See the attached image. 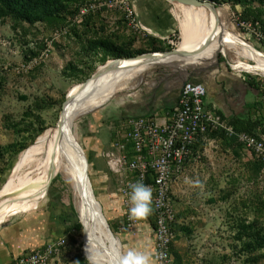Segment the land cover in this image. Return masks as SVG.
Listing matches in <instances>:
<instances>
[{
  "label": "rangeland",
  "instance_id": "obj_1",
  "mask_svg": "<svg viewBox=\"0 0 264 264\" xmlns=\"http://www.w3.org/2000/svg\"><path fill=\"white\" fill-rule=\"evenodd\" d=\"M40 1L47 8L56 7L53 16L36 22L0 18V264L54 244L50 264H94L90 245L102 264H117L103 233L91 222L87 228L83 225L84 173L63 154L55 155L44 170L45 136L60 122L70 95H79L98 69L112 61L171 53L181 44L186 27L190 46L197 44L198 34L208 42L206 48L198 44L204 48L202 57L187 63L137 65L113 75L66 132L74 148L77 142L84 153L94 195L122 254L138 249L156 264L154 234L144 229L154 227V214L129 218L134 180L125 168L118 174L110 169L106 154L120 143V123L136 117L130 113L140 97L151 113L164 88L178 92L185 81L211 80L221 68L245 77L254 88L255 105L248 117L258 123L264 141V86L257 84L264 82V71L224 32L264 55V25L243 18L247 11L264 12V0H127L137 26L129 24L123 11L81 19L80 6L94 0ZM208 11L213 24L204 18ZM123 55L132 57L119 58ZM126 73L135 74L134 80L118 90L119 78ZM111 127L112 145L101 158L90 156L87 138ZM172 192L173 264H264V162L251 151L226 136L210 135L193 147ZM30 210L34 211L25 213ZM109 239L119 253L116 240Z\"/></svg>",
  "mask_w": 264,
  "mask_h": 264
},
{
  "label": "built area",
  "instance_id": "obj_2",
  "mask_svg": "<svg viewBox=\"0 0 264 264\" xmlns=\"http://www.w3.org/2000/svg\"><path fill=\"white\" fill-rule=\"evenodd\" d=\"M111 10L126 12L129 24L137 26L134 12L127 8V0L89 1L80 6L79 17L84 19ZM206 96L207 89L203 84L185 82L178 104L169 115L162 121L157 117H135L122 121L120 143L112 145V151H117L118 156L110 159L113 152L106 154L109 167L115 173L125 168L134 183L142 181L152 188L155 223L154 227L149 225V229L154 234L157 264H173L176 210L172 189L198 142L214 133L222 134L264 162V141L236 131L227 119L207 107ZM120 175L124 179L123 174ZM63 244L64 240H61L58 246ZM55 253V244L48 245L21 255L10 264H50Z\"/></svg>",
  "mask_w": 264,
  "mask_h": 264
},
{
  "label": "bare ground",
  "instance_id": "obj_3",
  "mask_svg": "<svg viewBox=\"0 0 264 264\" xmlns=\"http://www.w3.org/2000/svg\"><path fill=\"white\" fill-rule=\"evenodd\" d=\"M188 1L192 3L191 0H188ZM203 15L206 20H209L211 22V24L214 23V18L210 11L206 12ZM217 30H218V27L215 25L214 31H217ZM224 32L226 33L227 37L231 40L232 43L237 44L238 46L240 45L241 47H244L249 52V54L252 56V58L256 61V63L258 64V67L260 69L262 68V70L264 71V55H261L260 53L255 51L256 49L254 50L252 46H250L249 44L241 40V38L238 39L230 32H226V31ZM189 34L190 32H188V30L185 27L184 32H183V40L181 44L179 45L178 49L174 53L172 52V53H162V54H148V55L140 56L137 58H131V59L120 60V61H112V62L107 63L106 65H104L103 67H101L95 72L93 79H91L88 83H86L83 86V90L79 93V95H76L75 92L72 93L68 99L67 104L64 107V111H63L62 117L60 118V122L58 123L56 127L51 128L46 133L45 137L48 139V141L46 144V152H45L46 159H45V169L44 170L47 171L50 168L55 155L63 154L67 156L74 163V165L77 167V170L83 175V173H85L84 166L82 163L83 161L78 156L77 151L75 150L73 144L67 139V136H66L67 129L70 123L72 122V120L74 119V117L80 112V110L84 107V105L87 102H89L91 99H94L104 89V87L107 85L108 80L113 75L125 69H128L133 66H137V65H144V64L158 65L161 63H170V62L187 63V62H190L191 60L202 57V53L204 52L203 50L204 48H206V46H208V42H206L205 39L202 40V37H203L202 34H198L195 40L197 44L190 46L188 44V37H190ZM221 41H223V39ZM198 44L199 45L201 44V46L204 48L201 49V47ZM239 68H240L239 66L235 67V69H239ZM117 156H118V152L114 151L113 154L110 156V159H115ZM114 166L116 168V163ZM44 175H45V172L43 176ZM41 179L42 177L40 178V180ZM40 180L38 184L40 183ZM84 185H85L84 193L87 197V201L85 202L84 225L87 228L89 223L91 222L103 233L105 239L108 242H110V245L114 249L115 261L118 264V257H120V255L119 253H117L112 241H110L109 239L110 235L108 234L106 230L107 227H105L104 223H101L96 219L97 215L95 214V209L91 202V199H92L91 192L89 190V187L86 186L85 181H84ZM90 248L92 251V262L94 264H102L98 260L97 255L95 254L94 246L90 245Z\"/></svg>",
  "mask_w": 264,
  "mask_h": 264
},
{
  "label": "crops",
  "instance_id": "obj_4",
  "mask_svg": "<svg viewBox=\"0 0 264 264\" xmlns=\"http://www.w3.org/2000/svg\"><path fill=\"white\" fill-rule=\"evenodd\" d=\"M137 72L138 71L136 70L135 74ZM135 74L126 73L125 75H121L118 81V90L128 86L132 80H134L133 77ZM187 81L203 84L207 89V96L205 98L207 107L211 110H217L218 113L226 118L230 123L236 120H252L248 116L254 109L255 90L245 77L232 74L227 68H221L216 72L211 80H203L201 78L199 81ZM257 84L264 86L263 81H257ZM181 90L182 88L177 92L171 88H164V90L161 91L159 96L156 98L154 103L155 105L153 104V112L151 113L146 111V105H143L140 101L143 97H140L139 103H137L135 107L131 108L132 113L130 114H133L136 117H157L159 121H162V119L169 115L178 104ZM111 130L112 127L110 130L102 131V134L99 131L96 136L87 138L88 152L90 156H94L95 159L102 157L103 151L111 144ZM31 211L34 210H30L25 213ZM144 229L147 231L150 230L149 227L148 229L144 227Z\"/></svg>",
  "mask_w": 264,
  "mask_h": 264
},
{
  "label": "trees",
  "instance_id": "obj_5",
  "mask_svg": "<svg viewBox=\"0 0 264 264\" xmlns=\"http://www.w3.org/2000/svg\"><path fill=\"white\" fill-rule=\"evenodd\" d=\"M89 2V1H88ZM56 7L47 8L45 3H42L40 0H0V18L1 17H15V18H22L25 20H29L32 22H36L43 18V16H53L54 10ZM264 15V12L260 11L258 15H253L246 12V15L243 17L245 20L252 21L255 25L260 21L264 25V20L260 17ZM264 32V28H263ZM130 55H123L119 58H131ZM235 130L238 132L248 133L253 136L260 138L259 136V125L258 123L252 120H236L231 123ZM212 135H222L218 133H214ZM232 142L238 144L235 140H231ZM241 146L240 144H238ZM78 226H80L78 224Z\"/></svg>",
  "mask_w": 264,
  "mask_h": 264
},
{
  "label": "clouds",
  "instance_id": "obj_6",
  "mask_svg": "<svg viewBox=\"0 0 264 264\" xmlns=\"http://www.w3.org/2000/svg\"><path fill=\"white\" fill-rule=\"evenodd\" d=\"M129 202L130 219L141 220L150 216L153 212L152 188L142 181L130 185ZM118 264H152V257L138 249H128L123 256L118 257Z\"/></svg>",
  "mask_w": 264,
  "mask_h": 264
},
{
  "label": "water",
  "instance_id": "obj_7",
  "mask_svg": "<svg viewBox=\"0 0 264 264\" xmlns=\"http://www.w3.org/2000/svg\"><path fill=\"white\" fill-rule=\"evenodd\" d=\"M175 51L176 50H174L172 52L174 53ZM185 82H184V84H185ZM67 101H68V99H67ZM64 107H65V105H64ZM75 148H76L78 156L83 160V164L85 166L84 181H85L86 186L89 187V190L91 192V197H92L91 202H92L93 207L95 209V214L97 215L98 220L105 224V227H107L106 230H107L108 234L111 236V238L114 241L116 240V243L118 244V247H119V254L121 256H123L122 250H121V244H120L119 240H117V238L114 236V234H113V232H112V230H111V228H110V226H109V224L107 222V219H106L105 215L103 214L102 207H101L100 203L98 202V200L96 199V197L94 195V191H93L92 184H91V181H90V178H89V174L86 171L87 170V168H86L87 161L85 160L84 153H83L81 147L79 146V144L77 142H75ZM77 208H78V211H79V218L81 220L80 222L83 224V222H82L83 215H82L81 202H79V201H78Z\"/></svg>",
  "mask_w": 264,
  "mask_h": 264
}]
</instances>
